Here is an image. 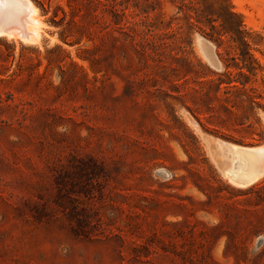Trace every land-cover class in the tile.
<instances>
[{
	"label": "rangeland",
	"instance_id": "1",
	"mask_svg": "<svg viewBox=\"0 0 264 264\" xmlns=\"http://www.w3.org/2000/svg\"><path fill=\"white\" fill-rule=\"evenodd\" d=\"M30 1L37 38L0 35V264H264V174L233 183L225 144H264V0Z\"/></svg>",
	"mask_w": 264,
	"mask_h": 264
},
{
	"label": "bare ground",
	"instance_id": "2",
	"mask_svg": "<svg viewBox=\"0 0 264 264\" xmlns=\"http://www.w3.org/2000/svg\"><path fill=\"white\" fill-rule=\"evenodd\" d=\"M35 12L30 0H0V35L18 34L24 40L33 41L38 36L37 27L31 26L37 21ZM16 27L21 30H14ZM225 144L237 157L226 171L233 183L246 186L264 174V144L253 147Z\"/></svg>",
	"mask_w": 264,
	"mask_h": 264
}]
</instances>
